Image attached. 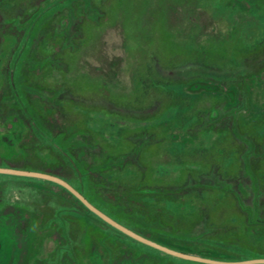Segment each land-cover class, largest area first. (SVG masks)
<instances>
[{
  "label": "rangeland",
  "instance_id": "rangeland-1",
  "mask_svg": "<svg viewBox=\"0 0 264 264\" xmlns=\"http://www.w3.org/2000/svg\"><path fill=\"white\" fill-rule=\"evenodd\" d=\"M0 167L202 256L264 258V0H0ZM130 238L0 174L4 264H205Z\"/></svg>",
  "mask_w": 264,
  "mask_h": 264
},
{
  "label": "water",
  "instance_id": "water-1",
  "mask_svg": "<svg viewBox=\"0 0 264 264\" xmlns=\"http://www.w3.org/2000/svg\"><path fill=\"white\" fill-rule=\"evenodd\" d=\"M0 174L22 176V177H32V178H37V179H41V180H45V181H49L54 184H57L63 187L64 189H66L68 192H71V194L74 197H76L87 209H89L92 213H94L100 219H102L107 224H109V226H112L113 228L117 229L118 231L133 238L134 240L138 242L146 244L147 246L152 247L170 256H174V257L185 259V260H191L195 262L199 261L200 263H205V264H264V258L250 259V260H244V261H234V260L233 261H223V260H216V259H212L208 257L180 252L178 250L164 246L158 242L150 240L142 236L141 234L129 229L128 226L126 227L125 225H122L121 223L117 222L116 220L111 218L109 215L101 211L99 208L94 206L83 194H81L69 182L55 175L37 172V171H28V170H20V169L5 168V167H0Z\"/></svg>",
  "mask_w": 264,
  "mask_h": 264
},
{
  "label": "trees",
  "instance_id": "trees-1",
  "mask_svg": "<svg viewBox=\"0 0 264 264\" xmlns=\"http://www.w3.org/2000/svg\"><path fill=\"white\" fill-rule=\"evenodd\" d=\"M52 183V182H51ZM54 184V183H53ZM57 185V184H56ZM59 186V185H58ZM61 187V186H60ZM63 190H65V191H67L66 189H64L63 187H61ZM68 192V191H67ZM69 194L74 198V199H76L78 202H80L76 197H74L72 194H71V192H69ZM86 198H87V196H86ZM91 202V201H90ZM81 203V202H80ZM82 204V203H81ZM83 205V204H82ZM84 206V205H83ZM85 207V206H84ZM86 208V207H85ZM98 208V207H97ZM87 209V208H86ZM88 211L90 212V210L88 209ZM93 215L95 216V217H97V218H99L98 216H96L94 213H93ZM100 219V218H99ZM119 223H121V224H123V225H125L126 227L128 226V228L129 229H131V230H133V231H135V232H137V233H139V234H141V235H143L144 237H146V238H148V239H150V240H153V241H155V242H158V243H160V244H162V245H164V246H167V247H169V248H172V249H175V250H178V251H180V252H184V253H188V254H193V255H198V256H202V253H195V252H193V251H190V249H188V248H184V247H181V246H177V245H175V244H172V242L171 241H169V240H162L161 238H158V239H155V238H153V237H150V236H148V235H145V234H143V233H141V232H139V231H137L135 228H133L132 226H130V225H128L127 223H125V222H120L119 221ZM113 229H115V228H113ZM116 231H118L117 229H115ZM119 233H121V234H123L122 232H120V231H118ZM124 235V234H123ZM128 237V236H127ZM130 238V237H129ZM130 239H132V238H130ZM133 240V239H132ZM133 241H135V240H133ZM157 252H159V253H162V252H160V251H158V250H156ZM162 254H165V253H162ZM165 255H167V254H165ZM168 257H172V256H169V255H167ZM203 257H208V258H212V259H216V260H223V261H236V259H234V257H229V256H223V255H221V254H218V253H215V252H210V255L209 256H203ZM230 258H233V259H230Z\"/></svg>",
  "mask_w": 264,
  "mask_h": 264
},
{
  "label": "flooded vegetation",
  "instance_id": "flooded-vegetation-1",
  "mask_svg": "<svg viewBox=\"0 0 264 264\" xmlns=\"http://www.w3.org/2000/svg\"><path fill=\"white\" fill-rule=\"evenodd\" d=\"M50 254H51V255H54V252H53V253L51 252ZM25 256H26V257H25ZM3 258H4V257H3V255H2V253L0 252V264H4L5 261H3V260H4L5 258H4V259H3ZM25 259L29 260V259L27 258V255H26V254L24 255L23 259H19V260H18L17 264H47L46 261L43 260V259H41V260H39V261L36 262V261L34 260V258L31 257L30 259L33 260V261H31V262H29V263L25 262ZM69 260H71V259H69L68 256H65L64 259H61V258H59L58 256L54 255L52 262H53V264H70V263H69ZM14 264H15V263H14ZM81 264H82V263H81Z\"/></svg>",
  "mask_w": 264,
  "mask_h": 264
}]
</instances>
